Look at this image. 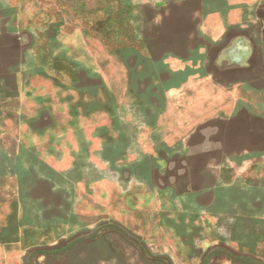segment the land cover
<instances>
[{"label":"rangeland","instance_id":"1","mask_svg":"<svg viewBox=\"0 0 264 264\" xmlns=\"http://www.w3.org/2000/svg\"><path fill=\"white\" fill-rule=\"evenodd\" d=\"M6 1L17 8L8 26L12 23L18 34L12 37L8 26L0 27V61L12 64L19 52L23 105L14 108L19 118L10 113L5 118L7 128L0 134L4 157L11 148L13 124L18 121L23 132L33 131L35 154L23 148L20 156H35L36 200L58 207L61 195L50 192L41 179L50 178L58 188H66L63 182L69 180L67 186L78 197L72 192L68 200L80 223L70 230L57 227L60 218L57 226L44 219L33 225L21 222V230L28 232L9 249H21L20 255L27 246L34 250L20 264H264V156L257 161L239 155L229 159L235 147H261L264 136L252 130L263 129L264 122L226 117L206 126L191 123L188 111L194 105L189 100L196 99V108L203 109L210 98L214 104L226 95L205 73V47L184 57L164 43H187L203 35L201 26H184V12L162 24L159 8L188 0ZM192 15L199 18L196 11ZM203 21L215 33L211 46L221 44L224 34L216 27L223 22L205 16ZM218 49L214 66L229 79L260 74L259 62L253 69L256 53L246 38L233 36ZM4 71L8 69H0ZM257 89L264 96V85ZM19 138L25 148L31 147L22 133ZM221 159L225 164L217 165ZM210 181L217 199L212 207L198 212L186 208L196 204L178 193ZM247 181H259V191L246 186L240 193ZM234 184L241 185L230 198L225 188ZM0 208V217L10 222L11 203L5 202L3 212ZM23 216L27 213L21 210L19 218ZM228 219L239 220L254 241L229 240ZM107 222L121 228L102 239L87 238L86 232ZM75 238L80 242L67 254L47 260L45 251ZM105 238L114 244L111 258L106 257L110 247Z\"/></svg>","mask_w":264,"mask_h":264},{"label":"crops","instance_id":"2","mask_svg":"<svg viewBox=\"0 0 264 264\" xmlns=\"http://www.w3.org/2000/svg\"><path fill=\"white\" fill-rule=\"evenodd\" d=\"M215 2H217L220 7L217 8ZM6 5H8L6 0H0V27L3 28L4 26H8L9 21H14V16L17 13V8ZM158 11L161 13L160 17L162 18L161 21L163 26L168 24L170 22V18L172 20L178 11L184 12L185 14L184 18L187 23L185 21L183 23L184 26L186 24V28H188V25L191 24H195L196 27L201 26L203 35L201 36L200 33L198 34V37L195 36L196 38H188L187 43L185 40L180 42L178 39L176 42V40L165 38L164 43L168 46V50L184 57L196 56L199 50L200 53H202L200 48L202 47L203 49L205 47L204 50L207 53L209 60L208 64L205 66V73L212 75L214 82L224 90L226 95V99H224V96L220 97L214 104L209 96L211 104L203 109H199L198 107L196 108V105L194 104L196 99H193L194 102L189 100V106L192 104L194 105L193 109L191 108V110L188 111L191 123L200 124L202 122L200 126H206L212 122H225L226 120L223 118L226 117H235V119L250 118V120L262 119L264 122V96H261L259 93L262 92L257 89V85H264V0H188L181 5L175 3L169 4L165 8H159ZM194 11L198 13L199 17L195 20L192 15ZM204 16L207 19L219 18L220 21L223 22L222 26L220 25L216 27L220 34H224L223 42L221 44L211 46L209 39H211L215 33L205 28L203 21ZM223 26L225 29H223ZM8 27L10 29L9 31L11 36L15 37L16 34H18L17 28H14L12 23L11 26ZM233 36L241 39L246 38L247 44L256 53L253 69H257L258 62L261 67L259 75L257 73L253 76V78L241 75L236 78L229 79L227 74L221 73L220 68L218 70L215 68L213 63L214 54L217 53V50H221L218 48L226 47ZM19 59L20 57L18 52L16 55V62L13 61L12 64L4 65L3 60L1 59L2 61H0V69H8V71H4L5 73L0 72L1 135H4L5 128H7L5 123L6 116L10 113L16 118H19L20 113L18 112V109L14 108L16 106L20 109L23 105V102H20V90L17 78V71L21 68ZM5 77L8 78V81H5ZM227 94L229 95L227 96ZM229 98L231 103H228ZM257 122L258 121L255 123ZM9 129L11 130L9 136L12 140L10 141L11 148L6 152V157H4V138L0 136V207H2L3 212L5 202L11 203V206H13V214L9 219L10 222L4 221L3 216L0 217V264H15L16 261L17 264H20L22 260H26L28 253L34 250V248H29L27 246V250L29 252L27 251V253H22V255H20L21 249L15 251L9 249L10 245L19 242L22 232H28L26 229L21 230V222L22 224L31 223V225H33V223L36 224L37 220L44 219L45 223L54 225L55 222L58 221L57 218H60L61 223L59 226H67V228L69 227L70 230H73L74 227L80 225V223L77 220L76 214H74L75 212H73L75 206L72 207L68 198L73 192V197L77 199L78 194L74 191V187L72 185L69 184V186H67L68 184L66 183H69V180L67 182H63L65 183L64 186H66V188H58L56 187L55 182L50 180V178H42L41 180L50 186V192L61 195L60 197H62V201H60L58 207L51 206L50 208H47V205L43 204L41 201L38 202L34 192L36 182L35 156H20L21 149L22 153L24 152V149H27V151L32 155L35 154V143L32 135L34 132L28 128L26 129V132H23L21 127L18 126V121ZM252 131L264 136V128ZM20 133H22L23 139L24 137L25 139L27 138V142L31 145V147L29 146L25 148L22 144L23 142H21L19 138ZM192 138L193 137H191L190 140ZM186 145L189 147L191 145V141H187ZM229 154V159L233 156H235L236 159V156L239 155L240 159L252 158L254 160L256 159V161L261 160V156H264V142L261 147H235ZM223 158L226 159L227 157ZM224 159H221L217 165L225 164L226 160ZM213 179L215 184L217 179ZM247 182L242 185L237 184L239 186L241 185V189H239L240 193H245L244 190L246 186H250L247 187L248 189H256V192L259 191V188H257L259 181H256L255 184H252L250 181ZM212 183L213 182L209 185L200 186L195 191L190 190L186 192L182 190L181 192H186L185 194L178 193V195H184L192 198L196 204L194 206L188 205L186 208L196 212L204 208L209 210L215 200L214 196L216 187H212ZM262 183L264 184V181H262ZM237 185L234 184L225 188V191L229 194L230 198L234 196V192L236 191L234 187ZM176 187L178 186L176 185L173 188L177 190L178 188ZM203 196L206 198L208 197V199H204ZM40 205L42 209L40 208ZM48 209H50L51 212ZM21 210L22 212L27 213L26 218L28 217L29 219H26L24 216L23 219L19 218ZM52 211H58V213L52 214ZM4 222H6V224H4ZM227 223L228 226H225V228H227L229 240L237 243H239V241H254L253 236L245 231L243 228L244 225L239 220L228 219ZM113 224L115 223L113 222ZM229 227L234 229H230ZM105 235L107 234L104 233L103 236ZM9 261H14V263Z\"/></svg>","mask_w":264,"mask_h":264},{"label":"trees","instance_id":"3","mask_svg":"<svg viewBox=\"0 0 264 264\" xmlns=\"http://www.w3.org/2000/svg\"><path fill=\"white\" fill-rule=\"evenodd\" d=\"M113 228L114 229H118V228H121V227H119L118 225L112 224V223H107V224H104V226L101 225L98 228L97 231H95V232H92L91 231L89 233L86 232L85 234H88L89 235V237H87L88 239H93L95 237H98V238L102 239L103 238V234L104 233H107L110 230H113ZM101 231H103V233H100ZM80 233H82V232H80ZM78 241H79V238H75L72 242L69 243V245H65V246H63L61 248L48 249L47 251L44 252L45 253L44 255L47 258V260H49V261H51V260H57L58 259L57 257L64 256L71 249H73V246L76 245V244H78ZM234 261H236V260H234Z\"/></svg>","mask_w":264,"mask_h":264},{"label":"water","instance_id":"4","mask_svg":"<svg viewBox=\"0 0 264 264\" xmlns=\"http://www.w3.org/2000/svg\"><path fill=\"white\" fill-rule=\"evenodd\" d=\"M53 222H54V221H53ZM54 225H55V224H54ZM55 226H57V225H55ZM57 227H61V226L58 225ZM62 228H63V227H62ZM104 242H105V243L107 242L108 246L110 247V248H108V250H107L106 257L111 258L112 256L115 255V253L113 252V248H112V245H114V244H112V242H111L110 240H107L106 238L104 239ZM206 246L208 247L209 245L206 244ZM111 253H112V254H111ZM121 263L123 264V261H122Z\"/></svg>","mask_w":264,"mask_h":264}]
</instances>
